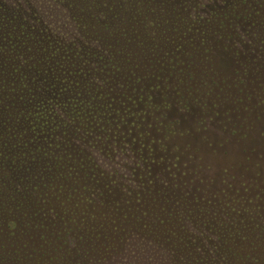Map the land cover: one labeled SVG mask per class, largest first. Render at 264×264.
Segmentation results:
<instances>
[{"label": "rangeland", "instance_id": "374dc122", "mask_svg": "<svg viewBox=\"0 0 264 264\" xmlns=\"http://www.w3.org/2000/svg\"><path fill=\"white\" fill-rule=\"evenodd\" d=\"M20 1L25 7L26 5L33 6V0ZM39 1L44 4L42 9L49 10L48 13L52 11L50 14L53 15V21L59 20L57 22L62 26V21L64 22L62 16L64 17L65 15H60V12L56 11L61 9L56 7L58 3H49L51 0ZM112 1L114 0H108L107 4ZM102 2L104 3V0H88L92 11H96L98 9L97 5H99L100 10L105 14V18L108 19L107 22H110L109 25L111 23L113 25L107 27L106 31H101L100 34L108 35V32L114 31L118 27L124 30V28H128L133 23L131 19L132 11H130V4L127 0H117V3L121 4L120 8H115V6L105 8ZM45 3L51 9L45 6ZM161 8H163L162 13L168 15L164 5ZM177 8L178 5L176 6ZM32 9L33 7H31L32 13L37 11ZM149 11V3L144 4L143 8L137 11L138 19L146 26L144 30L141 26H138L140 28L139 33L144 39L147 38L148 40L151 38L156 39V41L151 43L148 40L149 45L143 47L133 45V41H131L132 44L130 41L127 43L125 38L121 37L120 41L115 43V50L122 51V55H119V58L122 57L121 66L123 67L127 64L130 67L129 70L136 71L131 77L132 80H137L135 86L141 88L143 93L153 94V100H158L153 102L155 103L153 104L154 110L150 108L146 110L143 114L145 119L138 118V121H140L141 126L149 130V146H153V143L157 144L166 153L163 155L170 160L168 165H163L154 156V153H149V169L142 172L132 169L131 172L132 157L126 147H124L126 142L120 147L123 152L118 151L120 150L118 148L115 156L111 157L104 154V152L100 153V157L108 162V166L118 173L116 179L112 178V187H118L116 188L117 190L122 187V192L125 194L124 199L131 201L128 205L132 207L135 205L139 206L137 208L139 211L134 213L135 218L132 217L130 219L132 222H126L119 226L121 222L117 221L118 230L122 227L128 230L127 228L131 224H134L136 228L141 226L149 228L150 221L146 222L141 216V210L144 209L151 208L156 215L158 212L161 224L169 225L177 222V215H181L184 219L188 214L185 209H174L180 207L179 202L182 203L183 208L195 205L197 207L195 212H200L205 218L212 217L213 211L211 207L216 203L218 208L236 209V211L231 212V219L237 218V225L231 227L227 225V228L231 229L226 232L221 231L225 226H220V234L222 233L223 239L227 238V235L231 233L233 234L232 237L238 242L239 248L234 251L238 250V252H244V254L250 253L258 256L264 255V223L262 222L264 219V49H261L259 56L257 54L254 55V51L246 43L242 44V41L238 48L235 45L231 48L223 49V45L219 46L217 44L211 48V45L207 44L199 47L196 51L193 46H190L188 49L184 47L185 50H188L185 57L198 52L200 58L192 62L195 65L189 63L191 57L186 61L180 58L183 53L177 59L170 61L165 56V53L171 52L172 47L167 48L169 45L162 42L163 36H165L162 34V30L168 31L165 18L156 20L153 17V12L150 11L151 14H149ZM113 13H116L117 17L113 16L112 20L111 15ZM23 15L31 14L29 11L26 12L25 9ZM151 19L154 20L156 26L152 27L149 24ZM164 22L166 25H164ZM159 23L162 26H159ZM23 25L30 26L24 22L7 24V39L15 40L20 32H24L22 29ZM245 28H249L248 25ZM116 40L117 35L115 37ZM31 44L24 48L25 54L32 57L30 63L33 62L38 65L41 54ZM154 44L158 45L152 48ZM83 45L87 46L85 43ZM165 48H167V51L164 50ZM130 49L132 50L131 53ZM20 54V50L7 54L5 50L0 48V56L5 61L6 58L11 56H13L15 61H18L16 65L19 66V71L23 76L25 74L23 60H16L20 57ZM127 54L128 56H123ZM104 55L107 57L108 53L105 52ZM113 58L115 57L113 56ZM147 58H149V62ZM75 59L87 66L86 70L89 69L90 74L92 73L98 78L99 84L103 82L104 88L109 86L108 88L112 91L113 87H115L114 85L118 83L114 76L109 75V71L103 70L104 68L101 70L93 59L78 55H75ZM160 63L161 65H159ZM169 64L174 71H177L179 67L183 68L182 73L173 72V77H169L166 81L156 80L155 76L152 77L153 71L158 66L160 67L158 68L160 73L165 74V66ZM2 68L0 59L1 80L5 77V73H1ZM68 69L75 70L77 68L71 66ZM123 69L125 68L123 67ZM15 71V75L16 73L19 74L17 70ZM103 71L105 72L103 73ZM81 73L84 74L85 70L76 75L79 82L84 81ZM203 75L204 79L201 81ZM11 78L13 77L11 76ZM221 78H225V81H221ZM23 80L25 87L22 88L19 95L24 100L30 98L27 91L32 87L33 82L30 84L26 77ZM124 81L122 80L123 83ZM4 85L7 86V89L5 88L6 90L0 93L2 96H5L9 89L7 82H4ZM197 88L198 90L196 91L195 89ZM121 90H123L122 86ZM9 92L13 93L14 91L9 89ZM74 97L77 101H82L79 95L75 94ZM12 98L7 94L5 98H2L0 105V108L7 109L3 110V116L7 118V125L8 123L10 125L13 124L15 121L14 114L19 110L17 98L15 100H12ZM121 99L124 98L121 97ZM136 123H138L137 119ZM101 125L109 131L107 127L110 124L108 122H104ZM8 132V142L11 143L10 158H14V161L19 165L18 168L21 173L26 174L27 171L22 169L28 166H31L33 171L38 161L32 160L31 157H35L36 154L26 152L24 156V153L22 154V151L18 150L20 148L18 145H12V143H17L18 141V139L12 138L13 130L10 129ZM153 140L154 142L152 143L151 141ZM35 144L43 145L39 140ZM84 148L79 153V159L82 160L80 163L83 165V173L86 172L89 165L88 151H90V146L84 145ZM30 149L32 148L27 150ZM111 149H114V146ZM115 157L116 159H114ZM152 158H155V160ZM7 164L10 165V162H7ZM127 171L129 174H135L136 181H126ZM4 172L6 174L5 184H2L3 181L0 180V264L52 263L60 260V255H63L62 251H64L63 257H65L64 264H121L120 259L125 257L127 246L119 247L112 241V233L106 232V230L111 231L110 228H98L97 225L102 226L101 221L96 222V226L91 224L94 229L90 225L73 227L75 236L74 247L76 248L71 251L61 239V234L57 232L47 235L49 232L54 231L51 226L52 221L41 220L42 218L38 216L32 217L31 214L34 211L31 209H28L27 214L22 216L23 211L18 209L20 204H18L17 197L23 196L18 190L26 189V187L24 185L18 186L17 183L14 184V180L13 184H10L12 171L5 170ZM35 174L38 176V172H35ZM18 178L15 179L18 180ZM165 181L166 183H164ZM22 182L27 183L28 181L22 178ZM121 182L125 183L121 185ZM140 183L145 184L141 188H136L137 184ZM77 184L81 192H86L85 189H80L82 182L77 180ZM99 185L101 186L100 182ZM100 189H102L103 194L100 198H94L95 202L91 204V207L97 206L96 203L98 201H106L103 196L105 194L103 186ZM43 191L49 192L50 190L43 188L40 193ZM119 199L120 197L116 196L115 200ZM161 203L167 206L168 209L159 210L163 206ZM202 203L203 205H200ZM21 206V209L24 210V205ZM108 207L107 203L101 202V205L98 204L99 213L97 215L99 218L101 215H107L108 210L106 208ZM238 211L242 212V214H239L240 216L235 214L239 213ZM127 212H120V218L123 219L122 216ZM27 215L30 216V219H27ZM173 217L175 220H173ZM128 218L126 216L124 220ZM106 219L111 220L113 218L106 217ZM239 219H243V222H239ZM27 221L31 222V226H24ZM115 221L112 220L111 222ZM45 226L49 230L47 231L48 233L44 232ZM76 228L79 229L75 230ZM64 229H68V227L64 226ZM65 232L66 230H63L62 234ZM117 234L122 237L124 233L120 231ZM175 234H179V231ZM57 235H60V238ZM151 236H153L152 232H149L148 235L147 232H135L134 235H128L130 239H134L135 244L141 245H146ZM139 238H145L146 242L141 241ZM251 240L254 244L252 246L247 245V241ZM125 243L128 244V242ZM145 247L143 249H146ZM102 248L105 249V254L97 252ZM129 248L127 250L128 254ZM70 255L74 258L72 263L68 262L72 259ZM104 256L106 260L102 259ZM132 256L133 254H129L127 256L128 260ZM146 263L149 264V260ZM129 264H133V262Z\"/></svg>", "mask_w": 264, "mask_h": 264}, {"label": "trees", "instance_id": "16d2710c", "mask_svg": "<svg viewBox=\"0 0 264 264\" xmlns=\"http://www.w3.org/2000/svg\"><path fill=\"white\" fill-rule=\"evenodd\" d=\"M127 1L130 4V11H132L131 19L133 23L128 28H124V30L120 27V29L117 28L118 30L116 29L117 31L115 33L117 34V37L121 38L122 36H124L127 43L129 41H133V45L143 47L145 45H149V41L151 43L156 41V39L151 38L148 39V41L147 38L144 39L143 37H141L139 33L140 28H138V26H141V28L144 30L146 26L140 19H138L137 11H140V9L143 8L144 4L149 3V10L153 12V17L156 20H158L159 18H165V22L167 23L168 31L162 30V34L165 35L163 36L162 42L166 45H169L167 46V48L172 47L171 52H168V54L165 53V56H168L170 61L180 57L181 53H183V55L180 58H182L184 61L188 60V58L191 57V61H189V63H192L196 61L197 58H200L198 52L185 57V54L188 53L187 49L190 48V46H193L196 51L199 49V47L207 44L211 45V48H213L215 44L219 46L223 45V49H226L227 47L231 48L235 45L238 48V46L240 47V42L242 41V44L246 43V45L254 51V55L257 54L259 56L261 49H264V0ZM159 1L160 3H158ZM107 2L108 0H104V3L102 2L104 4L103 7L112 8V6H115V8H120L121 4L119 5V3H117V0L112 1L109 4H107ZM162 5H164L168 15L162 13ZM177 5L178 8L176 9ZM97 8L98 9L96 11H101L99 5H97ZM88 10L92 11L90 4L88 5ZM150 11L149 14H151ZM43 16H45V14ZM50 18L51 15L45 16L43 20L42 17L40 19L38 17L31 18L29 24L33 26L48 25V28L51 27L49 28V30L55 34L58 31V27L54 24V22L51 21ZM96 18L98 19L97 22H102V18H100L99 15H97ZM165 22L164 25H166ZM96 23L88 21L82 26H95ZM109 23L110 22L105 23L106 28L110 27V25L113 26L112 23L110 25ZM149 24L152 27L156 26L154 20L152 19L150 20ZM102 25H104V23H102ZM158 25L162 26L160 23ZM246 25H248L249 28H245ZM135 26L137 27L135 28ZM121 30H123L124 32ZM41 31H45V29ZM113 32L114 31H110L108 33L113 34ZM90 39L91 41H93L92 38H89V40ZM117 40L119 42L120 39ZM3 42H6V36L0 39V48L3 50H10L12 47H14V45L18 43V41H15L13 45H8L6 43L5 45H3ZM157 45L158 44H154L152 48ZM184 47H187V49L185 50ZM167 48H165L164 50L167 51ZM84 52L89 57H94L95 55H97H90L86 50H84ZM104 56L99 55L98 57L103 58ZM175 61L177 62V60ZM159 65H161V63ZM170 66V64L165 66V74H163L162 72L160 73V69H158L160 67L158 66V68L153 71L152 77L155 76L156 80L160 79V81H166L169 77H173V72L182 73L183 71V68L180 67L177 71H174L173 67ZM45 68L46 67H44V69ZM119 71L120 73H122L123 68H119ZM126 72L132 75L136 71ZM19 75H21V73H19ZM24 77L28 79L26 74L20 76V83H22L23 86ZM121 79H124L125 81L128 80L129 86L134 81L131 79V77L124 76V74H122ZM203 79L204 75L201 77V81H203ZM207 79H209V77H207ZM222 80L224 82L225 78H221V81ZM32 81H34V78H32ZM9 86L13 90L15 89L14 87H12L15 86L13 82L10 83ZM129 86L128 89L130 90ZM35 88L40 92H44V82H42L41 80L40 84ZM187 89H189V87H187ZM195 90L197 91L198 88ZM20 92L21 91L17 89V93H13L14 98H17V106L19 110L14 114L16 116L15 121L18 122V125L15 124L14 126H17L11 129L13 130L12 138L18 139L16 145L20 147L19 150L22 151V148L26 150L25 154L26 152H28L29 154L35 155L36 152L37 154H40L39 157H56L55 153L52 151L54 148L52 144L35 146L33 144L35 142L30 141L32 138L22 144L19 132L22 127L20 119L21 117L23 120V127L28 128L31 132L46 130L45 128L50 126L51 123L55 121L50 118L47 119L48 115L45 113L44 106L40 105V107H38L36 105L38 99H40L42 96L34 93V89L27 91V94H29L30 98L24 100L23 97L19 95ZM144 95H142L141 97L135 96V98L132 95L126 96L129 101L132 100V104H134L136 108H138L136 116L138 123H136V134L134 136H132L131 132H133V130L129 128V124L127 128H125L127 121L122 119V116L119 117V119H116L115 123L113 124L116 131H118L119 129L121 130L120 133H122V140H126V144L124 147H126V150H128L131 154V163L134 165V168L132 165L131 172L132 169L134 171L136 170L137 172L147 171L149 169V153H154V156H156L163 165H168V162L170 160L163 155L166 153H164L160 146L153 143L154 140L151 141L154 147L149 146V130L141 126L140 121H138V118L145 119L143 114L146 112V110H149V108L151 110H154L153 104L155 103L153 102L158 101L152 99V97L154 98L153 94L149 95V93H145ZM23 106L26 107L27 110H25ZM3 110L6 109L1 107V112ZM1 116L2 124L7 125L6 116L4 117L2 114ZM130 116L131 115L128 113L124 115V117L129 119V121ZM74 121L75 119L68 120L64 116L62 123L66 125L67 123L72 124L74 123ZM52 127H54V125H52ZM47 139V137L44 138V140ZM40 147H43L44 151H42ZM66 147L69 148L68 145H66ZM28 148L32 149L27 150ZM46 149L51 150L48 151ZM116 151V148L111 149L110 145H100L95 148V151H88L89 165L85 173H83V165L80 163L82 160H80L79 158L76 160L62 158V160L58 161H38L33 171L31 166L23 168L22 170L27 171L26 174H23L18 168L19 165H17V163L14 161V158L11 157L10 159L7 142H5L0 135V180L3 181L2 184H5L4 180L6 174L4 171L11 170L12 176L10 184H13L14 180V184L17 183L18 186L24 185L26 187V189L23 188L24 190L22 189V187V190H18V192L20 191L19 193L23 196L17 197L18 204H20L18 206V209L20 211H23L22 216H25L27 214V210L31 209L32 211H34V213L31 214L32 217L38 216L42 218L41 220H45L48 222L49 220L52 221L51 226L53 227L54 231L48 233L47 231L49 230L45 226L44 232L48 233L47 235H52L57 232L61 234V239L66 245H68V249H71V251L76 248L74 247L75 236L73 227H86L87 225H90L93 228L91 224L96 226V222L101 221L102 226L97 225L98 228H110L111 231L106 230V232L112 233V241L119 247L127 246V249L125 248V257L123 259H120L121 264H129L130 262H133V264H147V260H149V264H264V255L258 256L256 254L250 253L244 254V252H238V250L234 251L239 247L236 239L232 237L233 234L230 233L227 235V238L223 239L222 233L220 234V226H225L221 231H229L231 228H227V225H230V227L237 225L236 221L238 219H231V212L236 211L235 208H218L216 203H214V205L211 207L213 211V214H211L212 217L205 218L202 214H200V212H195V208H197L195 205L183 208L182 203L179 202L180 207H176L174 209H185L187 210L188 214L184 218L185 220L181 217V215H177V222L169 225L161 224L158 212L156 215L153 209H144L141 210V216L142 219L146 222L150 221L151 225L149 224V228L147 226L136 228L134 224H131L127 228L129 231L126 230L125 227H122L120 230H118L117 221L121 222L119 226L126 222H132L130 221V219L134 217V213L139 211L137 209L139 206L135 205L134 207H132L128 205L131 203V201L128 199H124L125 194L122 192V187V189L119 188L118 190L116 189L118 187H112V178L116 179V175L118 173L116 170H113V168H110V166H108V162L100 157V153L104 152V154L112 157L115 156ZM114 159H116V157ZM152 159L155 160V158ZM7 162H10V165H8ZM35 172H38V176L35 174ZM126 176L127 182L136 181V178L134 177L135 174H129L127 171ZM17 177H19L18 180L15 179ZM22 178H24V180H27L28 182L23 183ZM77 180L79 182H82V185H80V189H85L86 192H81L79 190ZM99 182L101 183V186L99 185ZM121 183V185H123L125 182ZM164 183H166V181ZM143 184H137L136 188H141ZM102 186L103 190H105V194L103 196L106 201H98L96 203L97 206L94 205V207H91V204H94L95 202L94 198H100V196L103 194V192L101 191L102 189H100L102 188ZM43 188L50 191H43L42 193H40ZM116 196L120 197V199L115 200ZM101 202L107 203L109 207L106 208V210H108L107 215H101L100 219L97 215L99 213L97 207L98 204L101 205ZM21 205H24V210L21 209ZM161 205L163 206L159 210L168 209V207L163 203H161ZM200 205H203V203ZM124 211L128 212L124 213V215L122 216L123 219H121L120 212ZM238 212L239 213L235 214H242L241 211ZM126 216L129 218L124 220ZM26 217L27 219H30V216L27 215ZM106 217L113 219L107 220ZM112 220L116 221L111 222ZM173 220H175L174 217ZM219 222L221 223L219 224ZM239 222L242 223L243 219H239ZM262 222L264 223V219ZM222 223L224 224L222 225ZM24 226H31V222L27 221L26 223H24ZM64 226H67L68 229H64ZM78 229L79 228H76L75 230ZM63 230H66L64 234H62ZM120 231L124 233L122 237H119V234H117ZM177 231H179L180 235L175 234ZM135 232H147V235L149 234V232H152L153 236L149 238V241H147L148 243L146 245L135 244L134 239H130L128 237V235H134ZM57 236L58 238H60V235ZM139 239L146 242L145 238ZM125 242H128V244ZM252 244H254L252 240L247 241V245L252 246ZM144 246H146V249H143ZM128 248L130 249L129 254H133V256L129 260L127 258V256L129 255L127 253ZM104 250L105 249L102 248L97 252H100V254H105L106 252ZM62 253L64 255V251H62ZM63 255H60L59 261L45 263L64 264L65 257H63ZM71 258L72 259L68 261L69 263H72L74 259L73 256H71ZM102 259L106 260V257L104 256L102 257ZM125 261L127 262L125 263Z\"/></svg>", "mask_w": 264, "mask_h": 264}, {"label": "flooded vegetation", "instance_id": "af4514ba", "mask_svg": "<svg viewBox=\"0 0 264 264\" xmlns=\"http://www.w3.org/2000/svg\"><path fill=\"white\" fill-rule=\"evenodd\" d=\"M84 1L85 3H83ZM20 2V0L0 1V39L6 36V42H3V45H5V43L13 45L15 41H18V43L10 50H5V53L8 54L20 50V57L16 60H23L22 63L24 64V72L28 77L27 80L30 84L33 82L32 87H30L28 91L34 89V93L42 96L38 99L36 105L38 107H40V105L44 106L45 109H42H44L45 113L48 115L47 119L50 118L55 121L51 123L50 120L51 125L46 127V130L31 132L28 128L23 127L22 117L20 118L22 123L20 129L22 144L32 138L30 140L31 142H37L39 140L43 145L52 144L54 146L52 151L55 153L56 157H39L40 154L35 152V157H31V159L41 162L42 160L58 161L62 160V158L76 160L79 158V153L85 149L84 145L90 146V150L93 151H95V148L100 145H110V148L114 146L116 150L120 148L126 140H122V133H120L121 130L119 129L116 131L113 124L116 119H119V117L122 116V119L127 121L125 128H127L129 124V128L133 130V132H131L132 136H134L136 134V116L138 108L136 109V106L131 102L132 100L129 101L126 96L132 95L135 98V96L141 97L145 93H143L141 88L135 86L137 80L134 79L132 82L133 84L130 85L131 87L129 86L128 80L124 81V83L121 81L124 80L121 79L122 74L127 77H133V74L131 75L126 72L131 71L127 64L126 66H123L125 68L123 69L124 72L122 71V73H120L121 70L119 71V68L123 67L121 66L122 57L119 58V55H122V51L115 50V43L118 42V40L115 41L117 35L115 33L118 29L114 30L113 34H100L101 31H106L105 23H107L108 19L105 18V14L102 12L88 10V0H51L49 3H58V6L56 7L61 8L56 11H59L60 15H65L64 17L62 16V18H64L62 26L57 22L59 20L56 22L53 21V15L50 14L52 12L51 10V12L48 13L49 10L42 9V5L44 4L39 0H33V6L26 5V7ZM45 6L50 7L47 3H45ZM31 7L37 11L32 13ZM25 9L26 12L29 11L31 15H23ZM44 14L45 16L51 15V21L57 25L58 31L55 34L49 30L51 27L48 28V25L33 26L29 24L31 18L38 17L40 19L42 17L43 20L45 17L43 16ZM97 15L102 18V22H97ZM113 16L117 17V14L113 13L111 15L112 20ZM62 18L60 19L62 20ZM88 21L97 23L95 26H82ZM23 22L30 26L23 25L24 27H22V29L24 32H20L15 40H8L6 33L7 24H19ZM102 23H104V25H102ZM43 29H45V31H41ZM110 37H112L111 40ZM89 38H92L93 41H91V39L89 40ZM117 39L120 38L117 37ZM30 43L40 51L41 58L38 61V65L33 62L30 63L32 57L25 54L24 48ZM84 43L87 44V46L83 45ZM109 48H111V50H109ZM84 50L90 55H97L89 57L85 54ZM105 52L108 53L107 57L104 56ZM131 52L132 50L130 49V53ZM75 55L93 59L97 65L100 66L101 70L104 68L103 70L109 71V75L114 76L118 82L114 85L115 87H113L112 91L108 88L109 86L104 88L103 82L99 84L97 81L98 78H96L94 74H90L89 69L86 70L87 66H84L80 61L78 62L77 59H75ZM99 55H103L104 57L99 58ZM113 56L115 58H113ZM123 56L126 57L128 54ZM0 59L3 66L1 73H5V77L2 78V80L0 79V93L7 89L4 82H7L8 85L12 82L14 83L15 86H12L15 88L14 90L9 86V89L12 91L16 93L17 89L22 91V88L25 87L24 80L23 86L22 83H20L21 75L17 73L15 75V70L20 73L19 66L16 65L18 61H15L13 56L6 58V61L10 63H7L2 56H0ZM147 59L149 60V58ZM71 66H75L77 69H68V67ZM44 67L46 68L44 69ZM82 70H85L84 74L81 73V76L84 77V81L79 82L77 81L76 75H79ZM105 71H103V73ZM6 74L8 75L6 76ZM11 76L13 78H11ZM32 78H34V81H32ZM41 80L45 84L44 92H40L35 88L40 84ZM121 86L123 90H121ZM128 86L130 90L128 89ZM89 88L90 90L88 91ZM9 89L5 96L9 94V96L13 97L12 100H15L16 98L13 96L14 92H9ZM75 94L79 95V97L82 98V101H77L74 97ZM5 96L0 94L1 101ZM121 97L124 99H121ZM24 109L27 110L26 107H24ZM123 113L124 115L127 113L131 115L130 121L124 117ZM1 114L3 115V111L1 112L0 108V135L4 141L7 142L8 150L10 152L11 143L8 142V131L15 128L18 125V122L14 121L12 125L8 123L10 126L2 124ZM64 116L68 120L75 119L74 123H67L64 125L62 123ZM104 122L110 124V126L107 127L109 131L101 125ZM15 124L17 125L14 126ZM52 125H54V127H52ZM45 137L48 139L44 140ZM14 144L17 143H12V145ZM33 144L36 146H43L41 144ZM66 145H68L69 148H67ZM40 148L44 151L43 147ZM46 150L49 151L51 149ZM25 151L26 150L22 148V154L24 153V156ZM118 151L121 152V148Z\"/></svg>", "mask_w": 264, "mask_h": 264}]
</instances>
